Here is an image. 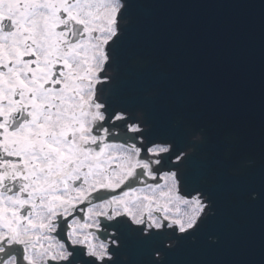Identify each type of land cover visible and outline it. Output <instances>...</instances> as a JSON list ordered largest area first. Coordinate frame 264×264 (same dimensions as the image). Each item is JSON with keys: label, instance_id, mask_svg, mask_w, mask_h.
Here are the masks:
<instances>
[{"label": "snow or ice", "instance_id": "6c2138e0", "mask_svg": "<svg viewBox=\"0 0 264 264\" xmlns=\"http://www.w3.org/2000/svg\"><path fill=\"white\" fill-rule=\"evenodd\" d=\"M187 6L0 0V264H264V0Z\"/></svg>", "mask_w": 264, "mask_h": 264}, {"label": "water", "instance_id": "95a60500", "mask_svg": "<svg viewBox=\"0 0 264 264\" xmlns=\"http://www.w3.org/2000/svg\"><path fill=\"white\" fill-rule=\"evenodd\" d=\"M180 2L188 5L169 9L168 12L176 17L185 18L192 21L204 22L209 19L225 16L230 10L224 5L229 0H180ZM225 10L223 15L218 16L219 10ZM255 54L252 57L249 68V87L248 94L250 99L255 102L258 100L259 79H260V62H259V43L258 38L253 41Z\"/></svg>", "mask_w": 264, "mask_h": 264}]
</instances>
